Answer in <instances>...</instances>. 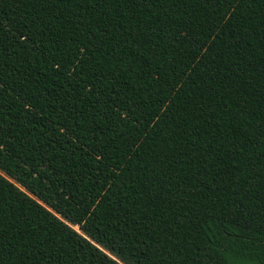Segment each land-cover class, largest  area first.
<instances>
[{"label": "trees", "instance_id": "trees-1", "mask_svg": "<svg viewBox=\"0 0 264 264\" xmlns=\"http://www.w3.org/2000/svg\"><path fill=\"white\" fill-rule=\"evenodd\" d=\"M0 264H264V0H0Z\"/></svg>", "mask_w": 264, "mask_h": 264}, {"label": "rangeland", "instance_id": "rangeland-1", "mask_svg": "<svg viewBox=\"0 0 264 264\" xmlns=\"http://www.w3.org/2000/svg\"><path fill=\"white\" fill-rule=\"evenodd\" d=\"M75 228L79 230V226H75Z\"/></svg>", "mask_w": 264, "mask_h": 264}]
</instances>
